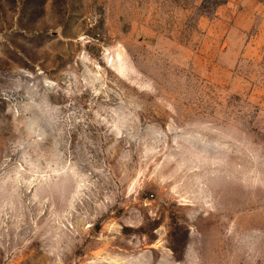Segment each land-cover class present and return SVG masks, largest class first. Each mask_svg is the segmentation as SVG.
<instances>
[{
	"label": "rangeland",
	"instance_id": "rangeland-1",
	"mask_svg": "<svg viewBox=\"0 0 264 264\" xmlns=\"http://www.w3.org/2000/svg\"><path fill=\"white\" fill-rule=\"evenodd\" d=\"M0 264H264V0H0Z\"/></svg>",
	"mask_w": 264,
	"mask_h": 264
}]
</instances>
